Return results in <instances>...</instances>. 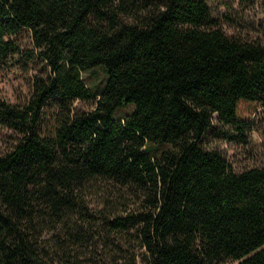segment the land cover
<instances>
[{
    "label": "trees",
    "instance_id": "16d2710c",
    "mask_svg": "<svg viewBox=\"0 0 264 264\" xmlns=\"http://www.w3.org/2000/svg\"><path fill=\"white\" fill-rule=\"evenodd\" d=\"M24 28L46 72L22 102L0 93L14 132L0 152V264H76L56 261L43 231L61 225L65 250L96 217L139 241L130 264H264V165L236 170L209 144L228 136L217 118L243 133L240 99L264 115V43L228 34L207 0H0V68ZM97 67L94 93L83 71ZM98 180L133 205L91 212Z\"/></svg>",
    "mask_w": 264,
    "mask_h": 264
},
{
    "label": "rangeland",
    "instance_id": "374dc122",
    "mask_svg": "<svg viewBox=\"0 0 264 264\" xmlns=\"http://www.w3.org/2000/svg\"><path fill=\"white\" fill-rule=\"evenodd\" d=\"M212 14L219 25L230 35L242 39L264 43V0H207ZM20 52L13 54L0 68V93L8 100L22 102L30 94V87L35 74L45 73L44 63L40 58H31L27 51L33 49L30 31L24 28L17 37ZM83 76L92 92H100L107 79L101 67L84 70ZM95 99L77 100L76 106L90 108ZM237 118L246 122L243 133L224 121L215 120V124L228 136L214 133L209 144L223 152L236 170L251 166L264 165V115L258 101L240 99L237 105ZM133 104L116 110L115 116L129 113ZM14 132L0 124V152L10 148ZM163 144L160 149L170 148ZM113 184L98 180L86 190V199L96 215L111 211L124 213L125 208L133 205L134 197L114 193L109 187ZM109 212V213H111ZM83 239L69 244L65 250L60 247L59 239L66 233L62 226L47 227L43 231V241L56 261L62 257L71 258L76 264H130L133 259L140 261L143 248L138 240H131L126 232L110 229L100 217L93 222H85ZM237 260L227 259L223 264H236Z\"/></svg>",
    "mask_w": 264,
    "mask_h": 264
}]
</instances>
